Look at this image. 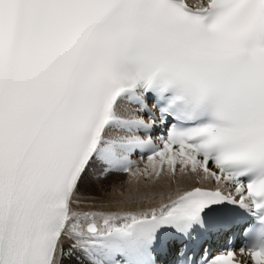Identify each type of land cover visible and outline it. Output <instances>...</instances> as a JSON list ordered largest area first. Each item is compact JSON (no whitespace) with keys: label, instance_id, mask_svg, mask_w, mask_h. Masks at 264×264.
<instances>
[{"label":"snow or ice","instance_id":"6c2138e0","mask_svg":"<svg viewBox=\"0 0 264 264\" xmlns=\"http://www.w3.org/2000/svg\"><path fill=\"white\" fill-rule=\"evenodd\" d=\"M0 264H264V0H0Z\"/></svg>","mask_w":264,"mask_h":264},{"label":"bare ground","instance_id":"6f19581e","mask_svg":"<svg viewBox=\"0 0 264 264\" xmlns=\"http://www.w3.org/2000/svg\"><path fill=\"white\" fill-rule=\"evenodd\" d=\"M164 187H166V184L163 180L157 184H153L150 180H145L144 178H141L139 182L133 181L132 183L123 185V188L125 189V191H131L133 193L137 191L149 192L153 190H161ZM80 207L86 208L88 206L81 205Z\"/></svg>","mask_w":264,"mask_h":264},{"label":"rangeland","instance_id":"374dc122","mask_svg":"<svg viewBox=\"0 0 264 264\" xmlns=\"http://www.w3.org/2000/svg\"><path fill=\"white\" fill-rule=\"evenodd\" d=\"M119 179H120V180H126V178H124V177H120Z\"/></svg>","mask_w":264,"mask_h":264}]
</instances>
